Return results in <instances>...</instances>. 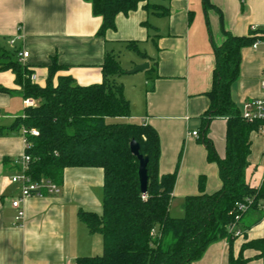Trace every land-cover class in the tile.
<instances>
[{"label":"crops","instance_id":"obj_1","mask_svg":"<svg viewBox=\"0 0 264 264\" xmlns=\"http://www.w3.org/2000/svg\"><path fill=\"white\" fill-rule=\"evenodd\" d=\"M216 8L204 11L201 0H152L164 13L143 7L118 14L115 29L97 34L101 17L86 0H0V126H9L24 112L22 92L6 62L4 51L26 50L23 65L43 85L52 58L79 85L101 82L106 51L117 56L124 73L117 77L130 104L131 123L149 124L158 134L160 174L176 172L169 205L172 217L184 214V198L221 187L218 167L207 159L201 140V115L209 106L215 59L212 44H220L224 30L245 36L264 31V0H210ZM14 38V43L9 42ZM135 44L129 47L128 44ZM256 44L254 47L253 44ZM241 51L239 76L231 97L243 110L245 101L264 100V41ZM125 51L124 53H121ZM148 68L129 74L138 64ZM198 131V136L190 133ZM226 121L210 122L208 136L219 157L225 152ZM249 166L245 179L264 184V127L249 136ZM24 152L20 131L0 135V264H75L77 257L102 253V237L90 233L79 210L101 213L103 172L99 167H70L63 173L57 195L31 196L22 203L23 220H15L11 200L19 185L11 182ZM203 179V188L199 180ZM264 209L261 219L247 212L236 225L242 234L232 241L210 243L190 264H264ZM261 242V243H259Z\"/></svg>","mask_w":264,"mask_h":264},{"label":"trees","instance_id":"obj_2","mask_svg":"<svg viewBox=\"0 0 264 264\" xmlns=\"http://www.w3.org/2000/svg\"><path fill=\"white\" fill-rule=\"evenodd\" d=\"M92 13L101 17L97 34L115 29L118 14L128 15L140 4L164 13L152 0H86ZM204 11L216 8L210 0H201ZM216 10H218L216 8ZM220 44H212L215 59L209 106L201 115V140L207 159L215 162L221 180L219 190L201 192L184 198L181 217L169 214L176 172L160 174L158 134L149 124L131 123L130 104L117 77L124 73L117 56L106 51L101 64L102 79L89 85L77 84L72 76L60 74L65 69L52 58L43 85L29 78L32 70L20 64L15 53L4 51L1 68H10L22 97L34 101L9 126H0V135L9 131L35 128L37 136L25 132L31 148L28 173L31 178H45L61 185L63 173L70 167H99L103 172L100 214L79 210L78 218L90 233L102 237V253L77 257L75 264H190L200 259L213 241L235 237L227 226L237 213V202L251 199L248 209L261 219L264 184L252 186L245 179L249 166V136L264 127L263 119L248 122L231 97V85L239 76L241 51L256 40L257 28L245 36H236L221 28ZM135 44L129 43V47ZM226 121L225 152L219 157L208 136L210 122ZM22 133V132H21ZM139 144V152L148 158L147 188L141 192L138 160L130 152L129 142ZM203 179L199 187L203 188ZM144 196V197H143ZM152 230L155 232L152 234ZM261 243V242H259ZM230 259V264H237Z\"/></svg>","mask_w":264,"mask_h":264},{"label":"built area","instance_id":"obj_3","mask_svg":"<svg viewBox=\"0 0 264 264\" xmlns=\"http://www.w3.org/2000/svg\"><path fill=\"white\" fill-rule=\"evenodd\" d=\"M14 38L10 40V44L13 45ZM255 47L256 44L254 43ZM29 56V52L26 50H17L15 53V58L20 64H24L26 58ZM32 82L35 81L36 76L32 73L29 76ZM262 88H264V81L261 82ZM24 107H30L34 105V101L29 98L23 100ZM242 118L248 122H252L255 119L264 120V100L262 99H253L245 101L243 104V110L241 112ZM22 135L24 137V152L23 154L13 160V164L18 168L17 172L11 177V182L19 185V194L17 197L11 200V206L16 210L15 220L21 222L23 220L24 211L22 209L23 201L31 196L42 197L46 195H57L60 193L61 187L55 182L40 178L35 180L31 178L28 173L30 156L26 152L31 145L27 138L25 137V132L29 133L31 136H37L38 131L35 128H30L26 130L25 128L21 129ZM192 136H198V131H193L190 133ZM144 197V196H143ZM251 204V199L247 198L245 202H237L235 205L237 207V213L235 214L233 221L227 226V231L234 236H240L242 232L239 229H236V225L240 222L242 213L245 212L249 205ZM264 209V206H263ZM264 219V214H263ZM155 232L152 230L151 232Z\"/></svg>","mask_w":264,"mask_h":264},{"label":"water","instance_id":"obj_4","mask_svg":"<svg viewBox=\"0 0 264 264\" xmlns=\"http://www.w3.org/2000/svg\"><path fill=\"white\" fill-rule=\"evenodd\" d=\"M147 68H148V63L145 62L143 64H138L134 68L128 70V73L129 74L136 73L138 71H142ZM129 149H130V152L138 160V178H139L141 192L144 193L147 188V180H148L147 169H146L148 158L140 154L139 144L135 140H131L129 142Z\"/></svg>","mask_w":264,"mask_h":264},{"label":"rangeland","instance_id":"obj_5","mask_svg":"<svg viewBox=\"0 0 264 264\" xmlns=\"http://www.w3.org/2000/svg\"><path fill=\"white\" fill-rule=\"evenodd\" d=\"M124 52H125V51H123V50H122V52H121V53H124Z\"/></svg>","mask_w":264,"mask_h":264}]
</instances>
